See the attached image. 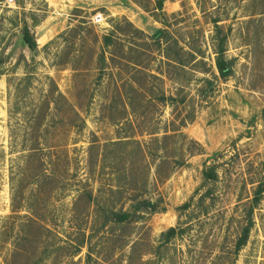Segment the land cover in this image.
Masks as SVG:
<instances>
[{
    "label": "rangeland",
    "instance_id": "rangeland-1",
    "mask_svg": "<svg viewBox=\"0 0 264 264\" xmlns=\"http://www.w3.org/2000/svg\"><path fill=\"white\" fill-rule=\"evenodd\" d=\"M156 1L0 0V264H264V0Z\"/></svg>",
    "mask_w": 264,
    "mask_h": 264
},
{
    "label": "trees",
    "instance_id": "trees-1",
    "mask_svg": "<svg viewBox=\"0 0 264 264\" xmlns=\"http://www.w3.org/2000/svg\"><path fill=\"white\" fill-rule=\"evenodd\" d=\"M167 0H157L155 5V10L158 12H162L164 10V4ZM168 33L167 30L161 29L159 30L155 36L154 40H156L160 45L167 44L168 39H166ZM114 35H107L103 38V49H110L114 45ZM23 37L27 38L30 45L33 46L35 49H37V43L33 36L31 35V31L29 27L26 25L23 29ZM23 39V38H22ZM23 44L26 46L24 40ZM217 60H216V66L217 70L219 71V74L222 79L228 80L233 75V64L229 62L225 58V48H224V42L218 44L217 48L215 49ZM166 59L170 63L177 64L179 66H183L184 64L179 59H171L168 54L165 55ZM4 63L3 55L0 56V78L3 75V72H1V67ZM185 66V65H184ZM29 77V76H28ZM167 100L174 101L175 99L173 97L170 98H162V102L166 103ZM146 155H149V152H145ZM205 177L208 181H216L218 179V176L213 168H209L205 172ZM264 194V183H262L258 189L256 190L254 194V198L251 201V211L247 219V224L244 226L242 232L240 233L239 237L237 238L236 246H235V254L239 255V253L244 249V247L248 244L251 231L253 229V219L252 215L254 213V210L260 205L262 198ZM150 207H153L151 203H149ZM115 216L118 218L120 222H125L130 219L131 213L125 212L123 214H115ZM184 233V230H181L180 228H171L164 236L167 238V242L171 241L172 238L179 237Z\"/></svg>",
    "mask_w": 264,
    "mask_h": 264
},
{
    "label": "water",
    "instance_id": "water-1",
    "mask_svg": "<svg viewBox=\"0 0 264 264\" xmlns=\"http://www.w3.org/2000/svg\"><path fill=\"white\" fill-rule=\"evenodd\" d=\"M23 40L26 44V46L29 48V50H31L32 52H35V48L33 46L30 45L29 41L27 40V38L23 37Z\"/></svg>",
    "mask_w": 264,
    "mask_h": 264
},
{
    "label": "built area",
    "instance_id": "built-area-1",
    "mask_svg": "<svg viewBox=\"0 0 264 264\" xmlns=\"http://www.w3.org/2000/svg\"><path fill=\"white\" fill-rule=\"evenodd\" d=\"M100 19H101V17H100V16H98V17H97V20H100Z\"/></svg>",
    "mask_w": 264,
    "mask_h": 264
}]
</instances>
